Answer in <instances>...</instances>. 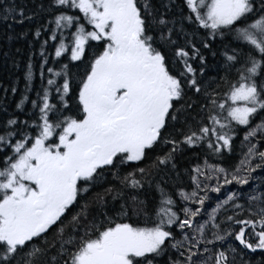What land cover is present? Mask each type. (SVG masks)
Instances as JSON below:
<instances>
[{"label": "snow or ice", "instance_id": "1", "mask_svg": "<svg viewBox=\"0 0 264 264\" xmlns=\"http://www.w3.org/2000/svg\"><path fill=\"white\" fill-rule=\"evenodd\" d=\"M0 21L33 38L0 107V264L264 253V0H0Z\"/></svg>", "mask_w": 264, "mask_h": 264}, {"label": "trees", "instance_id": "2", "mask_svg": "<svg viewBox=\"0 0 264 264\" xmlns=\"http://www.w3.org/2000/svg\"><path fill=\"white\" fill-rule=\"evenodd\" d=\"M15 2L24 5L27 14L29 10H35L39 0H15ZM7 23H11V21H0V107H7L8 111L11 112L24 89L23 65L27 61L30 52L33 51V48L30 47L33 38L31 32L27 37L19 36V33L31 27L29 22L26 21L23 25L12 23L11 28L7 27ZM9 36L13 38L9 39ZM17 49H19V52H17ZM209 62H212L211 57H209ZM36 83H39L38 79ZM13 85L17 87L15 94L10 91ZM5 88L9 89L7 93L4 92ZM3 118L4 114L0 111V120ZM21 118L23 119V117ZM242 135L243 129L240 131V136L242 137ZM235 143L237 145L235 153L225 158L227 164H235L239 160V139ZM194 151L200 152L201 150H188L185 152L184 158H178L182 167L187 166L186 160L193 156ZM254 175L256 177L254 183H258L259 179L264 177V173L259 171ZM141 195L143 197L144 194ZM245 259L251 260L252 264H261V261L264 260V253L259 250L256 253L246 252Z\"/></svg>", "mask_w": 264, "mask_h": 264}]
</instances>
